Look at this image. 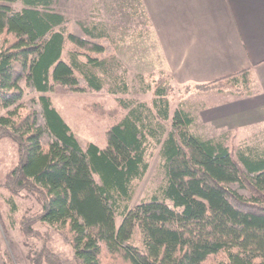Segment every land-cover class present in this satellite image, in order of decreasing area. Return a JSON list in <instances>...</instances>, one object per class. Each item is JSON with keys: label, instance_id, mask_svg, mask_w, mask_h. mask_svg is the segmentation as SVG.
Returning <instances> with one entry per match:
<instances>
[{"label": "trees", "instance_id": "16d2710c", "mask_svg": "<svg viewBox=\"0 0 264 264\" xmlns=\"http://www.w3.org/2000/svg\"><path fill=\"white\" fill-rule=\"evenodd\" d=\"M116 47L106 25L71 20L55 0H0V140L17 152L0 191L11 212L23 192L40 204L15 220L26 243L41 244L28 263L264 264V143L194 133L189 111L170 110L169 74L137 76L149 103L120 97L130 88ZM251 81L244 70L199 86L245 95ZM56 86L115 96L124 113L104 146L78 142L47 95ZM154 148L162 183L131 205Z\"/></svg>", "mask_w": 264, "mask_h": 264}, {"label": "rangeland", "instance_id": "374dc122", "mask_svg": "<svg viewBox=\"0 0 264 264\" xmlns=\"http://www.w3.org/2000/svg\"><path fill=\"white\" fill-rule=\"evenodd\" d=\"M13 7L21 6L16 3ZM55 9L63 12L71 20L106 25L114 40L117 41L115 55L126 70V79L130 88L128 94L119 96L149 103L152 93L140 91L137 76L150 73H157L156 75L159 76V73L164 75H170V73L163 70L155 37L139 3L136 0H55ZM171 84L170 110L173 111L181 104L185 110L189 111L193 116L190 128L194 133L207 139L233 132L229 130L220 132L210 125H203L198 119L196 104L204 96L219 94L215 86L179 85L174 80ZM225 93L227 92L221 94ZM39 95L33 96L38 98ZM47 95L81 145L93 142L100 147L104 146L107 128L124 113L119 111L116 115L118 108L115 96L105 92L75 93L56 86ZM236 136L242 138L245 143H264V124L240 129ZM16 162L15 144L10 139H1L0 181ZM148 164L149 167L143 179L134 182L131 205L149 199L162 183L163 172L160 168L158 148L152 150ZM9 198L6 192L0 191V264H29L27 260L29 248L38 250L41 244L30 243V241L26 243L15 220L38 212L40 204L34 196L23 192L20 196L13 198L15 210L11 212L7 202ZM120 221L121 218L117 217L116 224L119 225ZM35 228L43 234L48 233L59 249L69 251L52 228L45 225H36Z\"/></svg>", "mask_w": 264, "mask_h": 264}, {"label": "crops", "instance_id": "0c3cea01", "mask_svg": "<svg viewBox=\"0 0 264 264\" xmlns=\"http://www.w3.org/2000/svg\"><path fill=\"white\" fill-rule=\"evenodd\" d=\"M163 70L176 84L206 85L249 70L250 94H213L196 104L203 125L238 132L264 124V0H136Z\"/></svg>", "mask_w": 264, "mask_h": 264}]
</instances>
